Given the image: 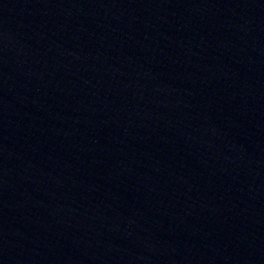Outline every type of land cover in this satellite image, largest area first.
I'll use <instances>...</instances> for the list:
<instances>
[{"label": "water", "instance_id": "95a60500", "mask_svg": "<svg viewBox=\"0 0 264 264\" xmlns=\"http://www.w3.org/2000/svg\"><path fill=\"white\" fill-rule=\"evenodd\" d=\"M0 264H264V50L0 0Z\"/></svg>", "mask_w": 264, "mask_h": 264}]
</instances>
